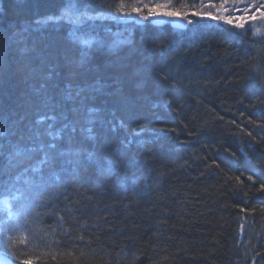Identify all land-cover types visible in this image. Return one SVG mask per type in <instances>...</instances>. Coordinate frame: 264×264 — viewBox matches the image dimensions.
<instances>
[{"label":"trees","instance_id":"trees-1","mask_svg":"<svg viewBox=\"0 0 264 264\" xmlns=\"http://www.w3.org/2000/svg\"><path fill=\"white\" fill-rule=\"evenodd\" d=\"M167 1L95 0L144 16ZM62 7L0 0V180L23 191L0 223V254L12 264H264V28L104 20L106 42L124 43L81 65L67 26L38 23ZM65 123L74 147L115 160L113 173L66 165L57 195L36 199L47 191L15 177L38 154L14 153ZM30 210L39 215L25 223Z\"/></svg>","mask_w":264,"mask_h":264},{"label":"snow or ice","instance_id":"snow-or-ice-1","mask_svg":"<svg viewBox=\"0 0 264 264\" xmlns=\"http://www.w3.org/2000/svg\"><path fill=\"white\" fill-rule=\"evenodd\" d=\"M229 0H222L220 8L218 9V15L213 16L212 19L224 20L226 23H233V21L220 13L229 12L227 7ZM211 7H215V4H211ZM109 7L111 5H105L104 3H96L95 0H63V7L59 15L48 17L45 21H38V23H47L49 21L58 25H64L68 28V38L70 42L80 49L79 63L85 65L89 63L91 54L94 51H100L107 47L108 50H115L123 41H111L106 42L105 38L101 36L100 30L103 27L102 22L104 20H114L117 23L128 22L133 19L134 15L140 16V19L148 20L150 17L162 14L165 17H175L177 13L174 11L159 12V9L163 5H157L155 8L149 7V14L147 16L142 15V9L140 7H134L131 12L126 11V5L120 3L116 6L115 11H99V9ZM233 10H236L235 0H233ZM192 15H197L193 12ZM243 19V17L241 18ZM191 22V21H189ZM235 27L243 28V23L236 24ZM106 30V29H105ZM259 32V29H257ZM67 95L72 97V86H68ZM79 95V91L76 92ZM90 112L96 111L90 109ZM45 119H50L53 122L56 121L55 116L40 117L37 123H41ZM91 123V121L89 122ZM122 123V122H121ZM53 124L48 126V130L45 135L49 138L48 142L41 139L40 134L37 133V141L27 148H18L14 153L15 156H27L28 159H32L33 156L38 157L35 162L25 168L21 174L15 177V181L19 182L23 177V183L29 188L44 189L48 195L45 197L43 192L36 193V199L44 200L51 199L57 195L55 185L61 179L60 173L66 171V165H72V172L79 174L80 168L83 166L85 170L87 165H95L101 173H113V166L115 160L112 158H101L97 152L89 151L84 147H74L73 139L76 132L75 126H70L65 123L61 128L53 131ZM70 129V131H69ZM135 131V130H134ZM81 132H87V139L95 140L96 137L91 135L92 129H81ZM67 133L65 136L64 134ZM138 134V133H137ZM4 133L0 132V136ZM65 140L66 147H61L57 141ZM2 145H0V153H2ZM65 157H72V159H64ZM11 159V156H10ZM45 170H49L45 175ZM31 173L32 175H28ZM2 174V173H0ZM251 179V177H249ZM4 181L0 180V212L5 213V220H0V223H6V219L10 218L13 213L10 208L12 201H19L23 198V191L14 186H9L7 189L3 187ZM21 207H24L21 205ZM32 215L38 216V212H25L24 222L27 223ZM61 220L63 217L60 218ZM9 240L12 238L9 237ZM82 239V237H81ZM23 264H29V261H24Z\"/></svg>","mask_w":264,"mask_h":264},{"label":"rangeland","instance_id":"rangeland-1","mask_svg":"<svg viewBox=\"0 0 264 264\" xmlns=\"http://www.w3.org/2000/svg\"><path fill=\"white\" fill-rule=\"evenodd\" d=\"M222 0H168L165 9H160V13L163 11H174L177 13L175 17H165L162 14H157L151 18L161 17L170 21L179 20L186 22L187 18L192 17V20L198 18L199 20H207L212 22H222V24L235 27L236 24L243 23L257 26V28H264V0H235L236 10L230 6L233 5V0H229L227 5L229 12L220 13L230 18L233 23H226L224 20L212 19L213 16L218 15V9L220 8ZM211 4H215V7H211ZM196 12L197 15H192ZM243 17V19H241ZM139 20L140 17H138ZM243 27V28H244ZM242 29V28H239ZM0 263H8L6 259L0 256Z\"/></svg>","mask_w":264,"mask_h":264},{"label":"water","instance_id":"water-1","mask_svg":"<svg viewBox=\"0 0 264 264\" xmlns=\"http://www.w3.org/2000/svg\"><path fill=\"white\" fill-rule=\"evenodd\" d=\"M152 24L155 25V26H163V25L166 24V21H164V20L152 21ZM170 26L172 28L179 29V30H184L185 29L184 24L182 22H180V21L172 22V23H170Z\"/></svg>","mask_w":264,"mask_h":264},{"label":"bare ground","instance_id":"bare-ground-1","mask_svg":"<svg viewBox=\"0 0 264 264\" xmlns=\"http://www.w3.org/2000/svg\"><path fill=\"white\" fill-rule=\"evenodd\" d=\"M137 20H139V19H136V20H131V21H137ZM156 20H165V19H163V18H156ZM111 21H114V20H111ZM131 21H128V22H120V23H118V24H123V25H125V24H129V22H131ZM116 22V21H115ZM117 23V22H116ZM43 27V26H42ZM113 40H115V41H119L120 39H113ZM121 128L125 131V127H124V124L123 123H121ZM0 255H2V254H0Z\"/></svg>","mask_w":264,"mask_h":264}]
</instances>
